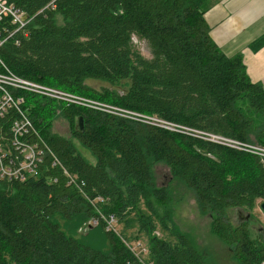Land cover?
<instances>
[{
	"label": "trees",
	"instance_id": "trees-1",
	"mask_svg": "<svg viewBox=\"0 0 264 264\" xmlns=\"http://www.w3.org/2000/svg\"><path fill=\"white\" fill-rule=\"evenodd\" d=\"M4 1L27 16L15 29L8 14L0 15V59L16 76L192 131L264 146V90L209 37L205 0ZM134 35L147 43L150 58L133 51ZM263 42L264 37L253 44ZM89 80L108 87L93 89ZM21 96L50 153L35 178L0 179V264H140L122 238L101 225L89 228L84 239L68 231L96 216L90 203L96 197L104 199L97 206L101 213L114 214L118 223L137 216V231L147 238V263L209 264L166 209L168 188L155 182L157 164L212 215L210 231L237 264L264 262V241L251 239L246 223L233 225L227 218L228 209L251 210L264 199V157L96 109ZM58 116L70 124L82 117L83 131L71 127V137L51 132ZM12 117L10 112L2 122L5 129ZM239 161L247 174L232 179L226 171ZM60 166L83 183L85 197ZM156 229L168 231L172 240L156 236Z\"/></svg>",
	"mask_w": 264,
	"mask_h": 264
},
{
	"label": "built area",
	"instance_id": "built-area-1",
	"mask_svg": "<svg viewBox=\"0 0 264 264\" xmlns=\"http://www.w3.org/2000/svg\"><path fill=\"white\" fill-rule=\"evenodd\" d=\"M8 14L11 17L12 24L16 25L15 29L21 28L27 22L23 20L24 14L18 9L8 6L4 0H0V15ZM2 42V41H1ZM0 42V43H1ZM21 92L30 93L33 95H41L43 97L54 99L60 97V101L65 106L71 104H78L86 106L99 111H104L113 115L132 117L133 119L140 120L141 122L163 127L167 130L174 131L177 125L167 123L157 118V122L160 125L151 122L153 116H147L136 112L126 111L119 109L114 106L106 105L101 102L89 100L83 97L75 96L59 89L45 86L39 83L31 82L20 78L9 71L2 60L0 59V179L1 180H16L22 181L27 178H35L38 174L39 168L43 163V159L46 155H49L50 150L47 143L39 134L35 128L32 118L28 115V112L21 106L23 104V96ZM12 113L13 117L9 123L7 129L3 127L2 122L9 113ZM182 130L192 131L186 128L179 127ZM196 132V131H193ZM34 136L33 139L30 137ZM206 136V134L204 133ZM207 137V136H206ZM204 138V137H203ZM205 139V138H204ZM220 144L234 147L232 144H237L236 140L217 138ZM210 140H213L210 138ZM227 141L228 143H226ZM235 141V142H234ZM239 143V142H238ZM243 146H247L241 143ZM57 163V160H53V164ZM63 173L66 174L69 179V183L74 184L75 188L83 194L81 189L82 182H77L78 178L76 175L68 173L65 168L60 166ZM85 197V196H84ZM102 198L96 197L90 200L93 206L96 217H91L88 221L91 225L103 224V229L107 232H111L118 235L117 232V218L114 214L104 215L97 207V203L101 202ZM86 224H83L85 228ZM125 246L129 249L131 254L134 256L140 264H151L144 261V257L147 254L148 247H145L138 240L128 243L123 240Z\"/></svg>",
	"mask_w": 264,
	"mask_h": 264
},
{
	"label": "rangeland",
	"instance_id": "rangeland-1",
	"mask_svg": "<svg viewBox=\"0 0 264 264\" xmlns=\"http://www.w3.org/2000/svg\"><path fill=\"white\" fill-rule=\"evenodd\" d=\"M132 45L134 52L142 55L144 58H150L151 55L149 48L147 46V43L143 39L134 35L132 37ZM87 84L96 90H99L102 86L108 87L106 83H101L92 80L87 81ZM39 98L53 100V101L56 100L60 101V99H58L60 97H55L54 99H51L52 97L46 98L39 95ZM58 101L56 102L62 104L61 102ZM71 105L86 107L78 104H71ZM59 112L60 110H56L57 114ZM119 117H123V116H119ZM123 118L141 123L140 120L133 119L132 117L125 116ZM153 119L154 120H151V122L160 125V123L156 121L157 120L156 117H153ZM76 125H77V120L73 121V123L70 124V122H68L65 118L58 116L54 120H52L50 129L52 130L51 132H55L61 136L71 137V132H70L71 127L75 128ZM174 131L179 133L181 132V133L191 134L201 139L205 138L215 143L214 140H210V138L206 137L203 132H199V131L190 132V131L182 130L179 127H175ZM219 137L226 138L223 136H219ZM226 139H230V138H226ZM231 140L233 141V139ZM225 142L228 143L227 141ZM236 143L237 144H232L234 146L232 148L238 151L246 152L248 154L264 157V146L258 145L256 143L255 144L243 143L247 145V146H243L240 142L239 143L236 142ZM75 144L77 143L75 142ZM77 147L80 153H82V155L87 159V161L93 162L92 155L89 153L88 150L81 148L78 144ZM245 165H246L245 163H241L240 161L238 162V164L235 165L232 164L231 167L226 171V174L230 175V177L233 176L232 179H234V176H237L238 174L241 173L242 175H246L247 173H245L243 170L245 168ZM153 175L155 178V182L158 186H165L168 188V202L166 204V209L171 213L173 217L172 219L175 222L176 226L193 241V243L200 251L206 253L209 264H237L236 259H234L233 255L227 249V247L222 245L219 242L218 238L210 232L209 228H210L212 215L208 212H202L200 210V207L197 203L194 194L189 189H187L182 183L172 179L169 174L168 168L162 164H157L154 166ZM262 202H264V199H257L255 201L254 207L251 210L246 208H231L227 210L228 220L233 225H235L239 221L245 222L247 224L249 236L253 240L259 239L264 241V213L260 208V204ZM97 206H99V204ZM142 211L145 212L143 208ZM129 215L130 216L127 218V222L123 221L117 224L118 235L122 238V240L128 243L130 242L132 243L138 240L143 245L148 246L146 236L143 235L142 233L140 234L137 231L138 230L137 216L134 213ZM92 217H96V216H92ZM244 219L246 221H244ZM89 220L90 219H88L85 222L86 224L85 228L81 226L77 230L70 229L68 231H71V233L76 235L77 237H81L83 239L86 238L89 232V228L101 225V224L98 225L96 224V226L95 225L87 226V224H89L88 223ZM101 226H103V224ZM155 235L161 238L172 240V238L169 236L168 231L156 229ZM262 264H264V262Z\"/></svg>",
	"mask_w": 264,
	"mask_h": 264
},
{
	"label": "crops",
	"instance_id": "crops-1",
	"mask_svg": "<svg viewBox=\"0 0 264 264\" xmlns=\"http://www.w3.org/2000/svg\"><path fill=\"white\" fill-rule=\"evenodd\" d=\"M202 10L211 40L264 90V42L253 44L264 37V0H205Z\"/></svg>",
	"mask_w": 264,
	"mask_h": 264
},
{
	"label": "water",
	"instance_id": "water-1",
	"mask_svg": "<svg viewBox=\"0 0 264 264\" xmlns=\"http://www.w3.org/2000/svg\"><path fill=\"white\" fill-rule=\"evenodd\" d=\"M22 19H23V20H26V19H27V16L24 15ZM75 130L78 131V132H82V131H83V121H82V117H78V118H77V125H76V127H75ZM260 208H261V210H262L263 213H264V202H262V203L260 204ZM246 218H247V217H246Z\"/></svg>",
	"mask_w": 264,
	"mask_h": 264
},
{
	"label": "bare ground",
	"instance_id": "bare-ground-1",
	"mask_svg": "<svg viewBox=\"0 0 264 264\" xmlns=\"http://www.w3.org/2000/svg\"><path fill=\"white\" fill-rule=\"evenodd\" d=\"M142 123V122H141ZM144 123V122H143ZM206 134V136L208 137V138H212L214 141H215V143H219V141H218V139L217 138H219V136L218 135H212V134H208V133H205ZM92 226V225H91ZM96 226V225H95Z\"/></svg>",
	"mask_w": 264,
	"mask_h": 264
}]
</instances>
